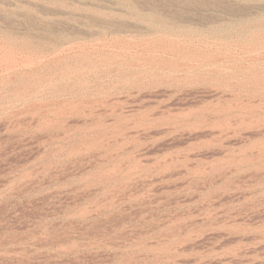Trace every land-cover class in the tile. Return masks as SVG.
Here are the masks:
<instances>
[{
	"label": "rangeland",
	"instance_id": "1",
	"mask_svg": "<svg viewBox=\"0 0 264 264\" xmlns=\"http://www.w3.org/2000/svg\"><path fill=\"white\" fill-rule=\"evenodd\" d=\"M0 264H264V0H0Z\"/></svg>",
	"mask_w": 264,
	"mask_h": 264
}]
</instances>
